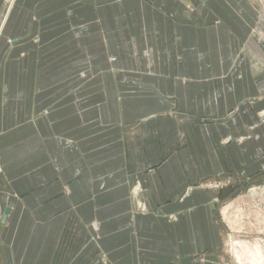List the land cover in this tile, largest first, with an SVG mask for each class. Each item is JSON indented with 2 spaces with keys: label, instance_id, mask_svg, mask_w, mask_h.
<instances>
[{
  "label": "crops",
  "instance_id": "0c3cea01",
  "mask_svg": "<svg viewBox=\"0 0 264 264\" xmlns=\"http://www.w3.org/2000/svg\"><path fill=\"white\" fill-rule=\"evenodd\" d=\"M195 1L198 18L205 4ZM7 2L0 0V47L58 52L42 64L46 73L0 74V264H193L199 253L214 257L221 240L216 203L193 186L264 170V122L250 127L264 95L247 110L238 105L264 83V72L238 68L253 62L240 57L239 38L256 11L247 3L237 15L246 22L237 21L222 0L209 2L207 21L224 22L194 31L179 22L189 21L176 0ZM120 19L127 21L122 28ZM124 30L141 35L138 52L110 59L118 45L131 50ZM31 34L37 43L20 42ZM235 105L234 120H210ZM241 133L248 137L238 143ZM135 179L147 214L130 200ZM159 211L174 212L175 222L162 221ZM161 241H176L177 249L161 250Z\"/></svg>",
  "mask_w": 264,
  "mask_h": 264
},
{
  "label": "rangeland",
  "instance_id": "374dc122",
  "mask_svg": "<svg viewBox=\"0 0 264 264\" xmlns=\"http://www.w3.org/2000/svg\"><path fill=\"white\" fill-rule=\"evenodd\" d=\"M176 1H177V5L179 6V11L182 13L184 18H187L188 19L187 21H189L188 23L187 22L182 23L183 20L179 22L181 23V25L182 24L190 25L194 29V31H203L205 30L206 27H215L216 25L224 22L216 17H214L212 22L211 21L209 22L206 19V12H207L206 10L207 9L210 10L211 5L215 6L216 0H202V2L200 1L205 5L202 4V9H204V12L200 14L198 18L197 15L199 13L197 10L199 9V4L196 3L195 0H176ZM211 1L213 2V4L211 3ZM231 1L232 0H222L224 5L227 6V10H232V11L233 9L235 10L236 16L237 15L239 16L240 14L239 11H246V9H248V6L246 5L248 4L251 6V9L253 8L256 11L255 19H251V23H249V25H252L250 31H242L245 34L239 38L240 57L250 58L251 61L253 62L251 65L249 63L246 64V62H243L241 65H239L238 68L241 73L251 74L256 72L257 75L263 74L264 61L262 59H264L263 58L264 54H262V52H264V48H263L264 47V0H239V1L235 0V2L236 1L237 2L235 3L234 8ZM209 2L211 5L209 4ZM153 6L157 8V10L161 9V6H159V8L158 5L156 6L153 5ZM64 10L66 12L67 10H71V9H67V7H64ZM189 11L190 12L194 11V12L188 15ZM185 14H187L188 16H186ZM189 16L190 19L188 18ZM238 16L236 17L237 21L240 20L246 22V19H239ZM170 18L176 21V18L173 15H171ZM231 20L233 19L230 17V21ZM68 22L69 20L65 19L62 25H65ZM126 22H127L126 19H120V22L117 25L121 24V28H122V26L125 25ZM252 30L254 31L253 34L251 32ZM135 36L139 37L141 35H133L132 33L127 34L125 33L124 30V37L128 40V43L131 44L132 46L131 50L120 51L119 48L121 47L120 45H118V47L116 46L113 48V50H111L112 53L110 54V59H114L115 55H122L124 53H128L127 57L134 58L136 56V53L138 52L134 50L137 44L135 43L136 42ZM17 37L20 38L19 35H17ZM178 37L179 35H177L176 38L181 42L182 44L181 46L183 47L184 39L183 37L182 39ZM21 38L22 39L20 40V42H22L25 39L26 40L30 39L37 43V40H39L37 39L38 34L21 35ZM249 41L255 43L257 46L259 45L258 47L257 46L256 47L257 49L260 50L261 54H258V56H256L250 50L248 46L250 44ZM8 42H12V41L9 39ZM260 47L263 49V51L261 50ZM43 51L44 49H41V51L40 49L36 51L29 49L27 50L19 49L17 51H14V53H11L9 50H7V48L1 46L0 74L14 72V73H25V74H29V76L35 77V75L40 73L41 70L44 73H46V69H43L42 64L46 63L48 56L50 57L54 53V51L58 52V50H53L48 54V56ZM42 52L44 53V55H42ZM139 52L143 54L145 50ZM80 57L86 58L87 57L86 51H81ZM183 66H184L183 67L184 73L181 75V80L187 77L186 75L187 67L186 65ZM251 69H253L254 72ZM197 76L199 77V74H197ZM170 77L173 78L174 74H170ZM175 78H180L178 73L177 76H175ZM23 88L24 85L20 83V89ZM242 90H247V89H242ZM255 90H256L255 94L250 95L248 93V95L242 97L240 99V103L238 102V105L240 106L244 105L243 106L244 109L247 110L251 103H253L254 101H259L264 95V83L258 82ZM171 99L176 100L177 98L175 97ZM263 112H264V108L256 112V114L252 118L253 122L250 125L251 128L264 122ZM237 114H239V109L238 106L235 105V107L225 115L213 116L210 120L212 121L219 120L225 123L228 120H232V119L234 120ZM171 116L177 118L178 121H184L188 118L189 115H186L184 117H181L182 115H179L178 116L179 119L175 115H171ZM204 120L205 118H203L202 122H204ZM247 137H248L247 133H241L240 136L235 137V140L238 143H240L245 141ZM230 138H231L230 136L224 137V139H222V143L225 145L227 142L231 141ZM193 187L201 188L204 191H206L210 196V201L216 203V208L215 210H213L212 214L214 220L216 221L218 232L221 235V240L219 242V245L212 253V256L214 257L210 256L209 258H205V253H199L194 258H192L193 264H239V262L236 260V257L232 249V242L235 240H240L241 242L247 241L250 243H257L264 250V195L262 198H258L255 195H252V191H251V189H253L254 187L261 188L262 190L260 191L261 192L263 191L264 170L260 172H256L253 175L247 177L244 176V173H239V175L224 174V175L212 176L210 178L204 179L198 185H195ZM191 188L192 187H187L185 191L181 193V195L179 196L181 198L184 197ZM135 189H136V193L138 194L135 193ZM258 190L259 189H257V192H259ZM143 191L144 189L142 185L138 182L137 179H135L131 185L129 197L132 203L133 201H135L134 208L135 211H137V213L147 214L148 209L147 206L145 205V200L143 199V195H142ZM262 194H264V191L262 192ZM176 197H178V194L176 195ZM230 205H232L233 207H231ZM229 206L231 210H229ZM159 213L160 216L163 217L162 221H166L169 223L173 221L175 222L176 220V215L174 212L166 213V211H159ZM91 227L95 231L94 237L97 239V231L99 229L97 226V222L92 221ZM164 232L165 233L170 232L168 226L165 227ZM174 242L177 246V242L176 241ZM95 244L98 247L100 245L98 241ZM176 246L173 244L167 245L166 242L161 241L160 249L171 251L173 248L177 249ZM179 248L184 249L183 247H179ZM99 249L102 250V247H99ZM245 263L243 262V264ZM128 264L131 263L129 262Z\"/></svg>",
  "mask_w": 264,
  "mask_h": 264
},
{
  "label": "bare ground",
  "instance_id": "6f19581e",
  "mask_svg": "<svg viewBox=\"0 0 264 264\" xmlns=\"http://www.w3.org/2000/svg\"><path fill=\"white\" fill-rule=\"evenodd\" d=\"M12 3H13V0H9L7 5L9 6ZM249 42H250V46L252 47L253 42H251V41H249ZM254 54L256 56H258V54H261L260 50L257 49L256 47H254ZM257 189H259L258 190L259 192H257ZM260 190H262V189L258 188V187L257 188L254 187L253 189H251L252 195H255L258 198H262L264 195V194H262V192L264 191V188H263L262 192ZM260 192L262 195L260 194ZM135 193H136V189H135ZM136 194H138V193H136ZM255 196H253V197H255ZM230 206L233 207L232 205H230ZM230 206H229V210H231ZM232 249H233L234 255L236 257V260L239 262V264H243V262L244 263L246 262L245 264H264V250L257 243H250L247 241L241 242L240 240H235L232 242Z\"/></svg>",
  "mask_w": 264,
  "mask_h": 264
}]
</instances>
